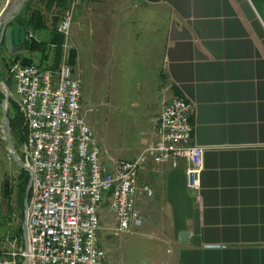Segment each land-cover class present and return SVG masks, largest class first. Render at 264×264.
Segmentation results:
<instances>
[{"label":"crops","instance_id":"crops-1","mask_svg":"<svg viewBox=\"0 0 264 264\" xmlns=\"http://www.w3.org/2000/svg\"><path fill=\"white\" fill-rule=\"evenodd\" d=\"M40 8L47 27L34 34L49 39L56 8ZM75 9L72 70H83L82 51L92 67L97 59L110 70H161L148 132L119 158L155 139L151 116L163 98L196 106L191 142L205 148L198 185H188L182 157L175 166L149 159L138 174L152 193L137 192L136 204L156 233L143 264H264V0H81ZM97 211L100 228L103 211L111 214L110 230L107 198Z\"/></svg>","mask_w":264,"mask_h":264},{"label":"built area","instance_id":"built-area-1","mask_svg":"<svg viewBox=\"0 0 264 264\" xmlns=\"http://www.w3.org/2000/svg\"><path fill=\"white\" fill-rule=\"evenodd\" d=\"M81 0H65L56 24L63 52L55 71L13 62L6 70L11 98L25 125L22 150L31 167L27 241L0 251V264H107L100 243L97 206L107 198L116 218L113 235L142 224L136 193L151 195L137 177L147 160L187 161L188 185L196 187L204 146L191 142L195 104L180 96L161 100L153 118L155 139L131 158L102 161V152L82 109L80 79L67 60L72 17Z\"/></svg>","mask_w":264,"mask_h":264},{"label":"rangeland","instance_id":"rangeland-1","mask_svg":"<svg viewBox=\"0 0 264 264\" xmlns=\"http://www.w3.org/2000/svg\"><path fill=\"white\" fill-rule=\"evenodd\" d=\"M7 1L0 0V12ZM32 3L39 8L43 4L42 0H32ZM73 17L67 48L72 47ZM84 46H88V43ZM82 54L85 56L82 63L83 70L78 65L73 73L80 79L85 120L91 126L94 138L101 149L102 161L109 164L111 159L124 156L125 147L129 145L132 149L134 143L140 142L145 135L149 115L151 112L156 113L157 110L160 87L158 78L161 70H110V60L97 59L94 60L92 67L87 54L85 55L84 51ZM4 68L0 60V76L5 73ZM0 93L3 94L2 97L0 96V251H2L13 244L22 247L16 229L23 226L24 219L15 209L14 184L19 165L10 155L4 139L1 110L4 90L0 89ZM8 108L9 101L7 113ZM154 116H151L152 126ZM23 126L25 129L24 124ZM146 135L149 136L148 133ZM14 137L16 139H12L13 144L16 145L19 157L24 160L23 141L18 135ZM101 215L103 228H100L99 235L101 246L105 248L107 254V264H127L129 259L134 264L145 263L146 256L150 252L149 248L155 245L154 227L144 220L141 225L132 226L126 233L113 235L108 228L111 214L103 211Z\"/></svg>","mask_w":264,"mask_h":264},{"label":"trees","instance_id":"trees-1","mask_svg":"<svg viewBox=\"0 0 264 264\" xmlns=\"http://www.w3.org/2000/svg\"><path fill=\"white\" fill-rule=\"evenodd\" d=\"M43 3L44 7L53 6L56 8L55 12L57 13L51 18V22L53 21V24H55L63 10L65 0H44ZM52 13H54V11H52ZM13 21L26 26L27 33L29 35H27L26 42L19 48L25 50L27 54L16 52L8 59H2V56L1 61L3 62L6 70L8 69L9 64L18 61L21 64L34 63L41 69H51L55 71L59 65L63 52V36L56 31L55 25H52V28L50 29L49 39H38L35 36L34 33L42 31L47 27V18L41 8L34 6L32 0H26L20 11L13 18ZM30 53H36L38 59L34 60V57L30 55ZM67 60L71 67H73L75 63V52L72 47L67 50ZM0 79L6 82L11 91L13 90L12 82L7 75L2 74ZM0 96L2 97L3 94L0 93ZM8 117L10 120L12 139H16L14 136L18 135L19 139L24 142L25 129L23 126V117L12 99L9 100ZM14 146L16 148V145ZM28 180L29 172L22 167L17 166V175L14 184L15 209L18 211L22 219H24V196ZM16 233L22 243L21 246L23 247V230L21 226L16 229Z\"/></svg>","mask_w":264,"mask_h":264},{"label":"water","instance_id":"water-1","mask_svg":"<svg viewBox=\"0 0 264 264\" xmlns=\"http://www.w3.org/2000/svg\"><path fill=\"white\" fill-rule=\"evenodd\" d=\"M25 0H8L2 11L0 12V17L3 15L2 19H0V51L2 48H6L7 51L11 53H16L18 51V47L23 45L27 39V29L24 24L16 23L13 21V18L20 11L24 4ZM0 89L4 90V97L1 102V110L3 117L2 130L4 133V139L9 147V153L15 162L22 167L23 169L29 172V180L25 189L24 196V222L22 226L23 230V244L24 249L28 252V241H27V216H28V195L30 192V182H31V167L26 162V160H22L18 151L15 148L11 136V128H10V120L7 113L8 101L11 98V90L7 86L6 82L0 79ZM184 236V234H181ZM28 263V257L24 258V264Z\"/></svg>","mask_w":264,"mask_h":264}]
</instances>
